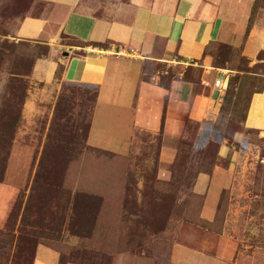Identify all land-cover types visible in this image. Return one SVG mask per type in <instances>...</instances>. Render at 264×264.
I'll use <instances>...</instances> for the list:
<instances>
[{"label": "rangeland", "instance_id": "obj_1", "mask_svg": "<svg viewBox=\"0 0 264 264\" xmlns=\"http://www.w3.org/2000/svg\"><path fill=\"white\" fill-rule=\"evenodd\" d=\"M32 2L0 0V264H33L39 247L58 264H111L128 251L172 264L176 245L220 263L264 264V136L244 125L264 88V52L251 60L239 48H209L213 68L233 78L217 119L197 135L189 125L175 157L162 154L163 129L115 150L85 131L93 90L33 78L48 47L15 38ZM261 8L257 0L254 15ZM203 71L146 62L143 80L168 86L181 73L197 83Z\"/></svg>", "mask_w": 264, "mask_h": 264}, {"label": "crops", "instance_id": "obj_2", "mask_svg": "<svg viewBox=\"0 0 264 264\" xmlns=\"http://www.w3.org/2000/svg\"><path fill=\"white\" fill-rule=\"evenodd\" d=\"M256 2L33 0L35 12L22 18L15 38L48 47L49 55L39 58L34 65L35 80L48 86L66 84L93 90L91 115L85 114L88 139L118 150L134 140L138 132L151 137L163 129L162 154L169 158L175 157L177 144L186 138L189 125L196 126L195 131L198 128L197 135L205 122L212 124L217 119L224 92L215 87V81L223 79L224 73L233 78L229 68H213L212 56L207 54L209 48H239L251 60H257L264 52V8L254 15ZM63 36L83 46H67L62 42ZM146 62L170 69L194 65L205 74L194 83L179 72L166 86L157 82L158 77L143 80ZM80 101L89 105L86 94ZM109 118H120V123L111 124L106 121ZM244 125L264 136V88L253 96ZM223 152L226 154L227 149ZM231 254L227 248L226 258ZM172 261L234 264L220 263L181 245L173 248ZM33 264H58V260L52 252L39 247ZM111 264L155 261L128 251L114 256Z\"/></svg>", "mask_w": 264, "mask_h": 264}, {"label": "built area", "instance_id": "obj_3", "mask_svg": "<svg viewBox=\"0 0 264 264\" xmlns=\"http://www.w3.org/2000/svg\"><path fill=\"white\" fill-rule=\"evenodd\" d=\"M230 77L228 73H224V78L223 79H217L215 81V87L222 91L225 92L228 89L229 83H230Z\"/></svg>", "mask_w": 264, "mask_h": 264}, {"label": "trees", "instance_id": "obj_4", "mask_svg": "<svg viewBox=\"0 0 264 264\" xmlns=\"http://www.w3.org/2000/svg\"><path fill=\"white\" fill-rule=\"evenodd\" d=\"M230 70H231V69H230ZM232 71H233V70H232ZM231 81H232V78H231V80H230V83H229L228 89H229V87H230ZM228 89H227V91H228Z\"/></svg>", "mask_w": 264, "mask_h": 264}]
</instances>
